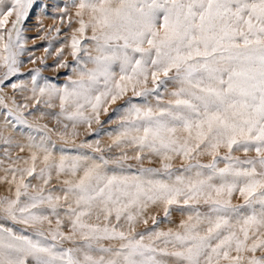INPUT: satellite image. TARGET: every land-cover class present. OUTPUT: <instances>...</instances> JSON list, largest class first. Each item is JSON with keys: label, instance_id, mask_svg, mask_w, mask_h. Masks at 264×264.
I'll return each mask as SVG.
<instances>
[{"label": "snow or ice", "instance_id": "snow-or-ice-1", "mask_svg": "<svg viewBox=\"0 0 264 264\" xmlns=\"http://www.w3.org/2000/svg\"><path fill=\"white\" fill-rule=\"evenodd\" d=\"M36 6L0 0V184L8 191L0 220L13 225L0 223V264H264V0L57 6L71 35L54 68H69L65 47L74 61L63 87L41 84L40 68L13 79L23 75ZM49 31L61 29L49 26L39 39ZM57 101L58 112L29 110ZM45 115L62 128L39 123ZM102 115L115 125L110 142L77 143L82 127L99 134ZM18 126L41 135L22 143ZM53 135L99 155L57 156ZM152 157L159 168L143 166ZM174 206L184 218L160 228L152 209L167 220Z\"/></svg>", "mask_w": 264, "mask_h": 264}, {"label": "rangeland", "instance_id": "rangeland-1", "mask_svg": "<svg viewBox=\"0 0 264 264\" xmlns=\"http://www.w3.org/2000/svg\"><path fill=\"white\" fill-rule=\"evenodd\" d=\"M70 3H71V0H37V6L33 10L32 17L25 24L24 35L28 38L27 44H26V48L28 49V52H26L25 55L21 58L22 60H24V64L21 67V73H23V75L13 78L15 82H19V80L21 79L29 80L30 70L34 68H40L41 69V79L39 82L41 84L44 83L45 79H47L49 82L59 87H63V85L67 83L68 77L72 75L71 66L74 64L72 57L68 54L69 50L67 49V47H65V58L67 59L69 63V68L56 69L54 68V65L57 60V57L55 55L56 51L60 47L67 45V43L69 42L70 35H71V30L68 27L67 17L64 18L63 23L60 22L59 17L61 13L57 10V6L62 8L65 4H70ZM44 5H47L46 9L44 8ZM73 13H74V10L70 9L69 14H73ZM38 17L43 22L44 30H40L37 27ZM52 25L60 27L61 29L60 33L57 34L55 33V31H49L47 32V37L45 39L43 40L39 39V37L44 34V31H46L48 27ZM73 27H75V24H73ZM45 48L49 49L47 54L45 53ZM29 53H31L32 56L36 58L35 64L29 62L30 61ZM40 57L46 58L47 67H45V65H42L40 63V60H39ZM4 91L7 92L9 95H12V90L10 87H4ZM27 94H30V93H27ZM16 97H17L18 102H23V94L17 92ZM163 99H167V97L164 96ZM150 101L152 103H155V98L154 97L150 98ZM134 102L143 104L144 100L142 98H137L135 99ZM121 103L123 102L118 101L117 105H114L112 107L119 106ZM56 104L57 106L51 109L46 108L43 104H41L37 106L39 108V111H37L36 108H32L31 106L29 110L32 111L36 117H39L40 111H43L45 113L58 112L59 111L58 101L56 102ZM4 115H5V110L3 108H0V124H3L4 122ZM109 115H111V109H110ZM30 119L32 118L30 117ZM101 120L105 121L102 128L99 125L93 124V128L100 129L98 135L97 134L89 135L87 134L86 129L82 127L79 129L80 135L76 138L77 143H79L82 140H87L89 142H92V141L99 139L101 141V146H104L105 144L110 142V138L107 135V132L108 130L114 128L115 125L111 123H107L108 116L102 115ZM38 122L41 124H48L49 128H53L58 131L62 128L61 124H58L55 119H53L51 116H48V115H45V117L43 119H40ZM29 133H31L33 136H36V137L41 135V133H37L24 126H18L16 129L13 130V134L15 138L21 140L22 143L26 142V139ZM52 139L53 141H55V145H56L55 152L57 156L60 154L61 149L71 155H76L81 152L88 154V155H97V156L99 155L97 153H93L92 150L87 149V148L78 149L76 147H73L71 144H64L62 141L58 140L54 135ZM16 151H13V156L16 155ZM117 154L118 153H112V155H117ZM235 154L243 155L242 153H239V152ZM0 155H2V153H0ZM207 161H208L207 157L202 158V162L206 163ZM127 163L133 165V167L128 170V173L129 174L136 173L137 168L139 167L136 161L129 160ZM180 163H181L180 160L177 159L174 162V168L178 169L180 167ZM143 166L145 168H159L161 166V163L159 159L155 157H152L151 159L145 158L143 161ZM2 175L3 173H0V176ZM54 183L56 182L54 181ZM5 195H8L7 186L4 184H0V197L5 196ZM233 202L239 203L240 202L239 198L238 197L234 198ZM152 211L156 213L158 216V219L161 220V223L159 226L162 229H167L168 227H175L179 223V221L182 218H184V215H185L184 213L179 211L175 206H174V210L171 213V216L167 220L164 218L163 212L161 209H152ZM169 220L171 221V223L168 222ZM0 223H5L6 226H13L10 221L5 222V221L0 220ZM15 227L19 229L23 226L16 225ZM139 227L143 229L145 226L141 224ZM148 227H152L151 221H149Z\"/></svg>", "mask_w": 264, "mask_h": 264}, {"label": "bare ground", "instance_id": "bare-ground-1", "mask_svg": "<svg viewBox=\"0 0 264 264\" xmlns=\"http://www.w3.org/2000/svg\"><path fill=\"white\" fill-rule=\"evenodd\" d=\"M46 24V23H45Z\"/></svg>", "mask_w": 264, "mask_h": 264}]
</instances>
